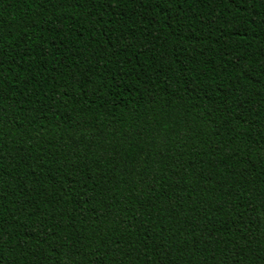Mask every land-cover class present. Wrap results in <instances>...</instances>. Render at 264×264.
Segmentation results:
<instances>
[{"label":"trees","instance_id":"1","mask_svg":"<svg viewBox=\"0 0 264 264\" xmlns=\"http://www.w3.org/2000/svg\"><path fill=\"white\" fill-rule=\"evenodd\" d=\"M0 264H264V0H0Z\"/></svg>","mask_w":264,"mask_h":264}]
</instances>
